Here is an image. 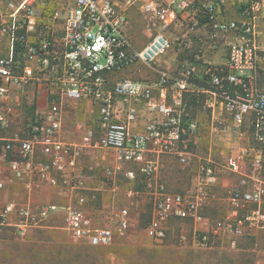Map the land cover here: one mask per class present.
<instances>
[{"label": "built area", "instance_id": "obj_1", "mask_svg": "<svg viewBox=\"0 0 264 264\" xmlns=\"http://www.w3.org/2000/svg\"><path fill=\"white\" fill-rule=\"evenodd\" d=\"M122 1L71 0L61 12L44 18L37 9H43L46 0H0V190L20 183L30 191L46 183L74 198L64 205H33L28 199L0 203V226L33 241L51 216L60 215L57 227L91 246H107L125 235L128 205L106 210L102 222L84 209V192L95 191L91 184L98 182L92 172L83 173L79 161L89 149H103L113 157L103 169L112 188L125 163L135 164L143 177V192L153 203L145 227L148 237L163 239L171 218L191 221V242L201 246L215 236L256 230L264 234V90L256 74L257 51L264 50V42L257 40L264 0L240 1L235 18L226 14L229 0ZM129 11L139 15L143 30L150 33L141 47L131 39ZM230 35L235 38L227 45L226 62L208 63L206 52L215 51ZM168 52L171 60L188 58L191 63L158 66V57ZM132 67L148 74L116 76ZM28 85L31 96L36 93L45 103L29 117L23 112ZM189 99L209 112L212 125L223 117L239 129L249 118L258 145L240 146L221 162L208 155L200 161L191 188L170 192L159 182V157L173 153L181 164L187 162V142L199 128L185 110ZM77 103L86 106L87 119L74 117ZM140 106L153 118L133 133ZM224 170L237 175L227 198L230 211L204 229L202 208ZM124 174L135 178L132 169ZM139 195L136 189L123 191L127 203ZM180 240L187 238L182 234Z\"/></svg>", "mask_w": 264, "mask_h": 264}, {"label": "rangeland", "instance_id": "obj_2", "mask_svg": "<svg viewBox=\"0 0 264 264\" xmlns=\"http://www.w3.org/2000/svg\"><path fill=\"white\" fill-rule=\"evenodd\" d=\"M46 1V6L43 9H37V14L40 17L50 18L55 11L61 12L63 7L71 0ZM54 22L57 24L56 19H54ZM260 25V35L264 42V19H260ZM149 37L150 33L142 28L139 33L140 42L135 44V46L141 47ZM257 53L260 57V67H258L256 72L257 80L260 88L264 90V50L260 48ZM165 55L168 56L171 53L168 52ZM129 70L126 69L119 72L116 76L140 77L137 67L132 69L136 73H132ZM28 89L29 94L23 95V112L27 117L31 116L36 106L45 104L37 98L36 93L33 97L31 96V85H28ZM200 107L202 108L201 104ZM86 110V106L77 103V107L73 109V112H75L74 117L87 119L85 116ZM213 126L216 132L218 130L220 137L223 139L228 138V140L232 139L233 143H228V147L222 148V152L210 154L208 150L210 136L207 133L210 131L209 129L204 133L207 141L200 140L197 144L188 141L190 155L185 164L179 162L176 154L171 155L173 157H171L168 169L170 172H177L181 176V180L173 181L172 178L168 179L167 183L163 185L166 191H186L191 188L195 182L200 161L209 154L215 161L221 162L227 154L240 146L246 144L258 145L253 138V126L250 121L248 123L245 120L239 129L233 127L230 123L224 126L219 121L214 122ZM93 127H96L95 123ZM242 132L245 133L246 138H243ZM1 133H4V131L0 129ZM212 147L215 148L217 146ZM218 148L220 149V147ZM96 150L99 153V163H92V169L95 173L94 179L100 186L112 188V182L103 176L104 167L111 165L113 161L112 154L107 150ZM127 169L135 171L134 179H129L125 176L124 171ZM234 174L228 170L222 171L219 182L215 186L217 190H219V187L221 188L223 176L231 177ZM262 175L264 178V160ZM114 184L116 189L113 192L109 190L110 194L105 191L102 193L101 189L95 191L86 190L84 193L87 196V201L84 209L97 222H102V214L106 210L111 207L128 205L130 223L125 235L117 236L107 246H91L81 239L67 236L63 230L57 227L61 224L48 225V220L46 223L50 229L45 228L46 230H43L44 234L42 231L40 237L33 241L21 240L12 227L0 226V264H257L264 261V234L262 230H256L243 236L221 235L219 237H210L208 243L205 246H201L191 242L193 231V223L191 221L171 218L167 222V230L163 239L157 240L148 237L145 227L151 217L152 196L143 192V177L139 174L137 166L125 163L123 170L115 175ZM230 186L229 183L225 184L219 192L215 193L212 200L215 203L214 212L208 217L205 225L203 226L202 224V228L205 229L207 225L224 218L228 214L230 206L227 198ZM128 188L140 191V195L133 199L132 203H127L123 198V191ZM71 201H74L73 197ZM205 207H207V204L203 206L202 213ZM182 234L187 238L185 242L180 240Z\"/></svg>", "mask_w": 264, "mask_h": 264}, {"label": "crops", "instance_id": "obj_3", "mask_svg": "<svg viewBox=\"0 0 264 264\" xmlns=\"http://www.w3.org/2000/svg\"><path fill=\"white\" fill-rule=\"evenodd\" d=\"M115 2H117L119 5L123 4L122 0H113ZM240 1L243 0H229L226 5H225V10H226V14L228 16V18H235L238 14V6ZM129 18H130V26H129V33L131 36V39L133 41V44H137L140 42L139 39V33L142 30V21L141 18L139 17V15H137V13H135L134 11H129ZM259 29H258V34H257V40L258 42L262 41L263 39L261 38L260 35V29H261V25L260 23H258ZM235 37H231L228 36L226 38V40H223L221 42H219L218 47L215 51L213 50H208L206 52V60L208 63L211 64H215V65H219V64H223L226 62L227 59V45L229 42H231V40H233ZM172 54L171 55H161L158 57V62L157 65L166 69L169 68H174L178 65H187L190 62V59L188 58H184L182 60V58L180 60H171ZM204 63H197L199 68L203 67ZM132 68H130L129 71H131L132 73H136L135 70H132ZM138 74L140 76H144L146 74H148V71L144 70V71H140L138 72ZM40 102V101H39ZM202 109V110H201ZM140 110L141 112V116L139 118V120L131 125L130 131L133 133H136L138 131H140L143 126L145 125V123L150 120L151 118H153L152 114L147 113L144 110L143 106H140ZM187 114L192 117L195 118L198 121L199 124V128L198 131L196 133L195 136H191L189 138V142H193L194 144H197L198 141L200 140H205L207 141V139H205V132L207 129H209L210 131L207 132L210 136V140L208 143V150L210 154H217V152H222V148L224 147H228V143H233V140L230 139L228 140V138L223 139L222 137L219 136L218 134V130L216 132V129L214 128V126L212 125V119L210 118L209 112L207 110H204L203 108L200 107V104L197 103L196 100L194 99H189L187 101V105L185 108ZM245 120H247V122L249 123L250 119L246 118ZM249 120V121H248ZM216 121H219L220 123H222L224 126L228 123L227 120H225V118H220ZM215 121V122H216ZM251 123V122H250ZM224 131V130H223ZM214 132V133H213ZM221 132V131H219ZM206 133V134H207ZM2 134V133H1ZM245 133L242 132L241 135L243 136V138H246V136L244 135ZM203 138V139H201ZM211 141V142H210ZM244 141H246L244 139ZM222 142V143H221ZM230 143V144H231ZM217 146L215 148H213L212 146ZM220 147V149L218 148ZM214 151V152H213ZM208 153V154H209ZM209 154V155H210ZM171 155H174L173 153L170 154H161L159 159H160V183L162 185H164V183H167V180L172 178L173 181L176 180H181V176L175 172L172 171L170 172V170L168 169L169 165H170V160H171ZM149 156H153V153H149ZM211 156V155H210ZM99 153L97 152L96 149H89L88 151H86L80 161H79V167L82 169L84 174H90L91 172L93 174H95L92 169V163H99ZM94 164V165H95ZM133 164V163H130ZM135 165V164H134ZM195 171V169H194ZM237 181V175L234 174L231 177L228 176H223V179H221V188L219 187V190H217V187H214L211 189V198L209 199L208 203H207V207H205L203 209V215L205 216V219H208L209 216H211L213 214V210H214V202L212 201L214 198L215 193H217V191L219 192L223 186H225V184L227 185L228 183L231 185V187L236 183ZM92 188H94L95 190H102L104 193L107 192V194H110L111 190L112 192L115 190V188H107V187H102L100 186L99 183L96 182H92ZM229 189V188H228ZM114 195V193H112ZM30 200L31 203L33 205H43V204H58V205H64L69 203L72 200V196L70 195L69 192H67L66 190L56 187V186H52L46 183H42L39 185H35L30 191H27L20 183H15V184H10L7 185L3 190H0V203H4L6 201H15L18 203L24 202L25 200ZM48 225L49 224H62V218L60 215H53L48 219ZM205 225V223H203V226ZM46 229H50L49 227ZM45 229V230H46ZM44 234V231H43Z\"/></svg>", "mask_w": 264, "mask_h": 264}, {"label": "trees", "instance_id": "obj_4", "mask_svg": "<svg viewBox=\"0 0 264 264\" xmlns=\"http://www.w3.org/2000/svg\"><path fill=\"white\" fill-rule=\"evenodd\" d=\"M258 81V80H257Z\"/></svg>", "mask_w": 264, "mask_h": 264}]
</instances>
